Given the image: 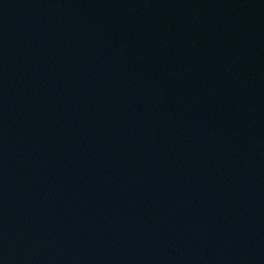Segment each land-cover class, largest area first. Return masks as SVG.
<instances>
[{
  "label": "water",
  "instance_id": "obj_1",
  "mask_svg": "<svg viewBox=\"0 0 264 264\" xmlns=\"http://www.w3.org/2000/svg\"><path fill=\"white\" fill-rule=\"evenodd\" d=\"M0 264H264V0H0Z\"/></svg>",
  "mask_w": 264,
  "mask_h": 264
}]
</instances>
